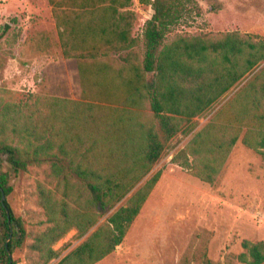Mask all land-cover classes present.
Returning <instances> with one entry per match:
<instances>
[{"label":"trees","instance_id":"trees-1","mask_svg":"<svg viewBox=\"0 0 264 264\" xmlns=\"http://www.w3.org/2000/svg\"><path fill=\"white\" fill-rule=\"evenodd\" d=\"M66 1L84 6V16H99L101 11L94 8L107 1L109 7L125 8L132 0ZM190 1L141 0L154 11L144 31V69L155 72L152 84L137 72L111 70L95 60L84 62L83 67L81 58H95L107 49L133 45L128 38L130 23L109 38V20L99 19L84 23V33L90 37L84 39L83 47L63 46L66 57L75 56L69 51L84 49V54L75 56L82 100L33 95L26 102L15 103L0 96V264H16L12 255L27 237L23 221L15 217L7 201L13 190L11 180L20 172L45 165L46 180L52 187L39 184L37 188V204L44 211L46 227L28 245L31 264H49L57 259L55 243L72 229L85 236L106 216L90 236L57 263L96 264L122 243L160 171L125 205L115 206L150 172L166 143L182 131V123L207 111L264 61V39L238 32L180 37L161 47ZM121 21H126L123 15ZM8 30L5 24L2 33ZM258 78L246 88L248 94L222 108L171 161L212 184L244 128L243 144L264 149V74ZM87 97L90 101L84 100ZM147 103L151 115L146 112ZM225 116L227 121L220 122ZM190 155L196 160L190 161ZM242 247L245 253L238 256L240 262L264 264V242L245 240Z\"/></svg>","mask_w":264,"mask_h":264},{"label":"rangeland","instance_id":"rangeland-1","mask_svg":"<svg viewBox=\"0 0 264 264\" xmlns=\"http://www.w3.org/2000/svg\"><path fill=\"white\" fill-rule=\"evenodd\" d=\"M107 4L108 1L103 6L109 7ZM112 8L116 10L113 14L115 20L113 23L112 19L109 20L111 31L108 32V37L113 38V32L125 28V23L128 22V38L133 45L125 49H107L104 54H98L95 58H79L83 67L84 62L92 63L95 60L105 63L111 70L125 68L127 72H137L146 83L152 84L155 72H146L144 69V31L154 13L151 5L142 3L141 0H132L125 8L117 5L111 6ZM186 8L179 23L166 34L161 47L180 37L232 32L264 39V0H191ZM26 12L23 10L19 14L25 18ZM108 14L112 15L111 11ZM122 15L125 22L121 21ZM5 24H10L11 29L2 33ZM18 24L14 13L4 14L0 8V96L4 101L26 102L33 95L82 100L80 75L77 82L76 76L61 63L50 66L51 94L45 80L38 82L40 77L23 74V66H20L17 59L18 41L23 27H18ZM115 45L124 44L114 43L113 46ZM61 47V52H58L64 55L65 49ZM69 53L75 56L77 54L76 51ZM76 59L78 64V57ZM262 73L264 74V61L240 79L207 111L188 123H182V131L166 143L164 152L150 172L115 206L114 209H117L125 205L127 199L142 184L160 171L157 183L122 243L96 264H247L240 262L238 258L245 253L242 242H264V149L254 150L243 144L244 128L212 184L201 181L171 160L222 108L248 94L246 88H249L255 78L259 79ZM34 82L37 91L33 90ZM90 99L87 97L84 100ZM145 108L147 114L151 115L148 103ZM226 121V116L220 120ZM189 130L190 133L186 134ZM196 158L189 156L190 161ZM46 174L45 165L32 166L11 180L13 190L7 201L15 217L23 221L27 232L23 246L12 255L16 264H31L32 256L28 245L35 234L46 227L44 211L37 204L38 185L52 188L48 185ZM98 224L82 237L75 229L70 230L53 245V249L59 252V257L49 264H57L90 236Z\"/></svg>","mask_w":264,"mask_h":264},{"label":"crops","instance_id":"crops-1","mask_svg":"<svg viewBox=\"0 0 264 264\" xmlns=\"http://www.w3.org/2000/svg\"><path fill=\"white\" fill-rule=\"evenodd\" d=\"M60 1L0 0L2 12L7 15L14 13L19 23L18 27H23L18 41L17 52L18 63L20 62V66H23V74L40 77L38 82L45 80L50 94L52 92L50 66L53 64L61 63L67 67L76 76L77 82H79L77 59L75 56L65 58L64 55H60L61 46L83 47L84 39L90 37L84 33V23L99 19H112L113 23L115 20L113 17L115 10L111 9V7L98 6L94 9L101 11L99 12L101 15L91 16L86 14L84 16V6L70 5L66 3V0H63V3H59ZM23 10L27 11L25 18L19 14ZM110 11L112 15L108 14ZM118 18H120L119 13ZM8 25L10 30L11 25ZM110 29L108 28L107 31H111ZM27 31L30 32L28 33ZM108 32L106 36L109 34ZM101 36L105 37L103 34ZM82 47L80 51H76L77 56L84 54ZM33 90H38L35 82L33 83Z\"/></svg>","mask_w":264,"mask_h":264},{"label":"water","instance_id":"water-1","mask_svg":"<svg viewBox=\"0 0 264 264\" xmlns=\"http://www.w3.org/2000/svg\"><path fill=\"white\" fill-rule=\"evenodd\" d=\"M6 200V197L3 195L2 196V201L4 202Z\"/></svg>","mask_w":264,"mask_h":264}]
</instances>
